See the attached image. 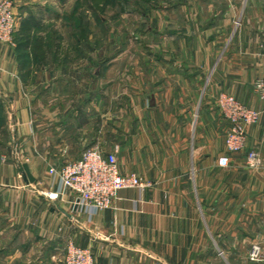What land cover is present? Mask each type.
Masks as SVG:
<instances>
[{
  "label": "crops",
  "instance_id": "0c3cea01",
  "mask_svg": "<svg viewBox=\"0 0 264 264\" xmlns=\"http://www.w3.org/2000/svg\"><path fill=\"white\" fill-rule=\"evenodd\" d=\"M15 1L16 49L0 45L9 136L0 144V264H66L69 243L101 264H264V117L246 127L245 149L230 153L219 108L228 94L264 111L255 89L264 79V0H170L166 12L144 13L154 59L140 63L144 76L123 81L118 127L91 42L77 41L81 59L69 66L50 62L33 72L30 60L23 75L20 53L37 29L45 47L54 10ZM95 148L117 152L123 174L151 187L121 191L104 211L76 206V194L50 170ZM14 151L35 183L25 182ZM251 151L261 162L255 170Z\"/></svg>",
  "mask_w": 264,
  "mask_h": 264
},
{
  "label": "rangeland",
  "instance_id": "374dc122",
  "mask_svg": "<svg viewBox=\"0 0 264 264\" xmlns=\"http://www.w3.org/2000/svg\"><path fill=\"white\" fill-rule=\"evenodd\" d=\"M11 1L15 9L16 1ZM35 3H47L54 11L50 14L45 47L39 46L42 31L37 29L28 42L31 49H23L20 53L23 75L28 71L27 62L30 60L35 62L31 69L33 72L42 70L43 64L50 62L69 66L81 59L76 51L77 41L83 46L91 42L97 49L93 53V60L100 64L99 90H107L110 107L116 110L114 122L118 127L122 118L117 113L122 107L123 81L130 74L144 76L145 68L140 67V63L154 59L155 40L150 31V19L144 13L153 11L155 7L166 12L170 0H37ZM17 23L18 29L19 19ZM15 36L13 43L5 46L16 49ZM83 59H86L85 56ZM102 100H106V97H102ZM5 124V118L0 116V144L8 141ZM0 152L5 153L6 149L1 147ZM4 157L8 160V156H3L2 161Z\"/></svg>",
  "mask_w": 264,
  "mask_h": 264
},
{
  "label": "built area",
  "instance_id": "2783aa9c",
  "mask_svg": "<svg viewBox=\"0 0 264 264\" xmlns=\"http://www.w3.org/2000/svg\"><path fill=\"white\" fill-rule=\"evenodd\" d=\"M11 0H0V45L13 43L17 30V17ZM258 95L264 99V79L255 83ZM219 108L224 118L230 124L226 137L227 149L230 153H238L245 149L246 127L258 123L264 117L260 112L240 103L235 97L222 94ZM16 165L22 166L17 152L14 151ZM5 157L4 160L5 161ZM248 166L258 169L261 165L259 154L251 151L248 154ZM220 166L228 167L230 158L223 156ZM1 172V169H0ZM51 174L59 175L64 187L76 194V206H92L100 211L110 209L121 191L126 189H147L151 184L137 174H123L117 152L103 154L98 148L86 150L79 161L67 163L60 169L52 168ZM51 200L58 199V194L48 196ZM258 259L259 248L256 247L251 255ZM66 264H101L96 261L89 249H83L69 243L65 252Z\"/></svg>",
  "mask_w": 264,
  "mask_h": 264
},
{
  "label": "water",
  "instance_id": "95a60500",
  "mask_svg": "<svg viewBox=\"0 0 264 264\" xmlns=\"http://www.w3.org/2000/svg\"><path fill=\"white\" fill-rule=\"evenodd\" d=\"M21 173L23 174V178L27 184L35 183V178L33 177L28 164H24L21 167Z\"/></svg>",
  "mask_w": 264,
  "mask_h": 264
}]
</instances>
